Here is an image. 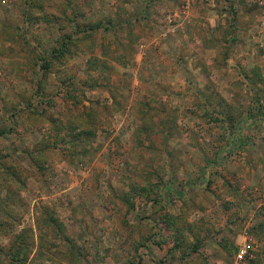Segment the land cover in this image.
Returning <instances> with one entry per match:
<instances>
[{"label":"rangeland","instance_id":"obj_1","mask_svg":"<svg viewBox=\"0 0 264 264\" xmlns=\"http://www.w3.org/2000/svg\"><path fill=\"white\" fill-rule=\"evenodd\" d=\"M0 133L24 264H264V0H0Z\"/></svg>","mask_w":264,"mask_h":264},{"label":"trees","instance_id":"obj_2","mask_svg":"<svg viewBox=\"0 0 264 264\" xmlns=\"http://www.w3.org/2000/svg\"><path fill=\"white\" fill-rule=\"evenodd\" d=\"M63 38H64V36H63ZM66 38L70 39V36H67ZM59 46L60 47L53 49V55L57 59H59V58L63 57L64 55H66V53L68 51L67 44L64 41H61ZM43 147H45V145L42 146V148L38 147V146H33L32 150H28L27 149L26 152L28 151L29 155L36 156V153H37V156H41V155L43 156V153L46 150H48L46 148L44 149ZM1 157H3V156H1ZM5 157H7V156H5ZM48 220H49L50 223L51 222H54V223L57 222V220H55L54 217L50 216V215H49V219ZM3 226H4V224H0V229H3L2 228ZM5 231L8 233L9 229L6 228ZM11 234H12L13 239L11 240L9 247L7 248V250H4V249L0 248V251H5L6 256H8V258H7L8 259V264H24L26 259H27V257H26L27 256L26 250H27V247H28L27 236H26L27 234L25 233V231H21V232H18V233H15L13 231V232H11ZM2 235L5 236L6 234H2ZM1 261H2V259H1V255H0V264H2Z\"/></svg>","mask_w":264,"mask_h":264},{"label":"built area","instance_id":"obj_3","mask_svg":"<svg viewBox=\"0 0 264 264\" xmlns=\"http://www.w3.org/2000/svg\"><path fill=\"white\" fill-rule=\"evenodd\" d=\"M251 256V253L249 252V245H243L241 246L237 253L234 255V261L232 264H243L245 258H249Z\"/></svg>","mask_w":264,"mask_h":264}]
</instances>
